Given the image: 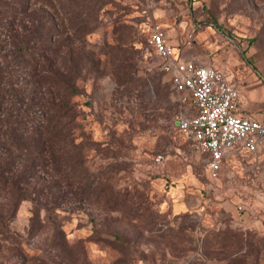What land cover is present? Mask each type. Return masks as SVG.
I'll return each instance as SVG.
<instances>
[{
  "label": "rangeland",
  "instance_id": "374dc122",
  "mask_svg": "<svg viewBox=\"0 0 264 264\" xmlns=\"http://www.w3.org/2000/svg\"><path fill=\"white\" fill-rule=\"evenodd\" d=\"M46 3L71 37L60 48L82 53V180L36 166L26 187L50 210L32 227L35 204L21 202L0 225V264H264V151L227 160L213 179L176 123L188 104L147 50L160 23L189 58L221 64L247 99L264 83V0H104L82 37Z\"/></svg>",
  "mask_w": 264,
  "mask_h": 264
},
{
  "label": "trees",
  "instance_id": "16d2710c",
  "mask_svg": "<svg viewBox=\"0 0 264 264\" xmlns=\"http://www.w3.org/2000/svg\"><path fill=\"white\" fill-rule=\"evenodd\" d=\"M44 1L0 0V36L4 35L0 38V195L6 198L0 203V225L14 217L26 198L35 204L32 227L42 206L50 210L26 187L36 166L50 165L66 181L78 184L82 180L78 174L83 160L77 152L82 110L73 101L80 92L75 78L82 53L78 48H60L71 37L64 36L57 15ZM53 1L70 20L71 33L81 37L92 29L91 20L104 3ZM67 56L71 65L64 62ZM70 173H76V178H70ZM53 224L64 232L60 222Z\"/></svg>",
  "mask_w": 264,
  "mask_h": 264
},
{
  "label": "built area",
  "instance_id": "2783aa9c",
  "mask_svg": "<svg viewBox=\"0 0 264 264\" xmlns=\"http://www.w3.org/2000/svg\"><path fill=\"white\" fill-rule=\"evenodd\" d=\"M152 49L157 54L156 68L169 75L179 98L188 104L176 118L177 125L205 154L213 179L220 178L228 154L264 147V121L246 108L237 81L213 64L183 57L160 23L151 26L147 50L152 53Z\"/></svg>",
  "mask_w": 264,
  "mask_h": 264
},
{
  "label": "crops",
  "instance_id": "0c3cea01",
  "mask_svg": "<svg viewBox=\"0 0 264 264\" xmlns=\"http://www.w3.org/2000/svg\"><path fill=\"white\" fill-rule=\"evenodd\" d=\"M176 47H177V45H176ZM177 50L180 52V54L183 57L189 58V56L185 55L179 47H177ZM209 62H212V61H209ZM212 63H214V65L221 66V64H218L216 62H212ZM239 87L241 88L240 84H239ZM241 90H243V89L241 88ZM246 91H247V99H246V103H245L246 108L252 110L254 115L258 119H261L262 121H264V83H260L259 85L255 86V87L248 88V89H246ZM260 151L261 152L264 151V147ZM260 151H258V152H260ZM248 152H250V151L245 149V148L240 150V151H235V152L233 151L232 153L228 154L224 158V166H225V163L227 160H231V161L235 162L239 159L240 156H244ZM223 169H224V167H223ZM222 173H223V171H222ZM222 173H221V177L223 176Z\"/></svg>",
  "mask_w": 264,
  "mask_h": 264
},
{
  "label": "water",
  "instance_id": "95a60500",
  "mask_svg": "<svg viewBox=\"0 0 264 264\" xmlns=\"http://www.w3.org/2000/svg\"><path fill=\"white\" fill-rule=\"evenodd\" d=\"M176 123L178 124V121H176Z\"/></svg>",
  "mask_w": 264,
  "mask_h": 264
}]
</instances>
